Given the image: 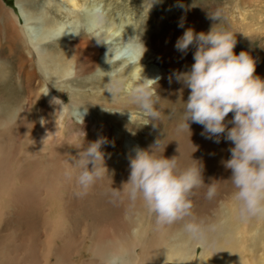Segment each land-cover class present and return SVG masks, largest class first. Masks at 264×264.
<instances>
[{
    "label": "bare ground",
    "instance_id": "bare-ground-1",
    "mask_svg": "<svg viewBox=\"0 0 264 264\" xmlns=\"http://www.w3.org/2000/svg\"><path fill=\"white\" fill-rule=\"evenodd\" d=\"M67 2L74 12H86L92 4L89 3L87 6L85 3L87 7L82 8L83 6H80L82 4L77 5L73 0H67ZM201 8L206 13L200 19L208 20L215 13L219 14L217 17L220 19H226L227 12L218 3ZM208 13L210 14L209 18ZM19 17L22 24L26 25L28 17L21 9H19ZM205 22L206 24L197 25L193 29L194 32L207 33L209 31L206 29L207 27H214V23ZM54 25L56 26V24ZM92 27L86 28L91 30ZM79 34L78 31H73L66 36L64 42L56 45L61 51L60 58L57 59L56 57V59L58 61L64 59L71 65L70 83L79 89L86 88V90L78 91L72 88L73 90H70L68 96L70 105L62 106L55 112L57 119L61 120L68 112L67 110L73 117H75L74 111L77 107H87L85 108L87 111L83 116V122L79 123L80 131L74 130L73 133H70V139H72L73 134H76L75 139L77 141L70 140L69 144L67 142L65 146L59 145L55 147L56 151L55 148L53 151L78 159L80 151H83L96 139L104 137L107 142L101 145L100 151L103 153L106 175H101L88 191L81 195L75 174L71 176L66 174L70 165L74 163L73 158L70 159L71 163H67L65 169H58L62 173L60 171L54 172V170L52 172L51 167L54 164L50 163L49 157L55 156L53 151L47 153L46 156L48 157L40 158L43 162L39 165L33 162L34 155L28 156L26 152L28 157H25L30 160L27 168H23V177L22 175L21 177L25 179L23 183L27 180L28 185L25 188L22 187V190L17 187L19 190H16L14 192L16 194L11 196L13 206H18H15L16 211H14V207L12 209L14 212H9L11 216L3 221L0 232H4L5 235L9 234L11 238L8 241H12L14 233L18 231L17 234L20 236L14 237V243L28 245L29 250L23 249L26 262L27 257L34 254L43 237V242L51 244L52 238L57 233L47 235L48 231L51 228L62 226L65 230L60 236H56L60 246L51 250V252L54 251L58 260H61V257L79 255L84 251L83 245L88 242H100L105 247L98 250L97 255L108 264L109 260L114 257L120 258L123 264H137L139 259L141 260L140 264H160L164 260L172 264H181L192 257L198 249H200V256L217 262L230 261L232 263V258L242 253L245 256L248 253L249 257L241 260L242 264H248V262L255 260L257 251H261L263 255L257 256V258L261 261L260 264H264V216H253L241 221L237 215L238 202L233 198L235 189L229 180L231 170L226 169L221 163L222 160L229 158L228 148L231 146V141L224 140L223 134H221L219 143L214 142L213 139L205 138L207 134L201 135L203 126L194 122H189L190 134L187 129L179 127L185 111L183 102L187 100L190 90L178 82L173 73L174 71L188 70L194 62L192 54L195 47L190 45L186 52H181L175 58L174 65L171 66L172 70L170 69L171 72L167 77L152 65L156 55L147 41H141L145 48L141 56L142 49L135 47L138 44V40L135 39L136 36L132 38L128 36L117 37L116 44H113L109 43L110 40L97 37L96 34L87 33L96 39L95 42L89 39L85 40ZM46 35L41 37V40H48ZM2 36L3 40H1ZM30 39L32 38L30 37ZM14 44L19 48H15ZM237 45L235 44L233 49L236 54L242 50ZM25 47V41L15 31L14 27L7 24L0 25V78L3 75V65L9 63L12 58L16 76L22 80V82L17 80L18 86L14 85L16 83L11 80L4 83L0 81V134L5 132L9 134L7 131L13 129V125L11 129L10 124L12 117L16 115L15 118L19 120L23 117L19 115V112L25 115V109L18 110L21 106L19 105L21 100L27 102L29 100L27 111H30L35 102L38 103V100L44 101L38 103L39 107H44V105L55 107L54 98L42 84L43 81L37 80L38 74L36 75V71L42 72L45 68V61L48 60L47 54L44 50H39L37 46L32 45V51L36 55V64H34L31 63L29 57L23 55ZM55 62L57 61L55 60ZM55 68L54 74L58 75L61 68L57 66ZM43 73V79H45L46 69L43 70ZM112 73L116 74L123 85L118 94L110 92L109 81L112 78ZM254 74L264 78L257 66ZM140 75L149 79L159 77L156 85H153L156 87L158 95L154 97L156 100L154 107L159 112V118L152 119L148 116L146 119L148 122L144 125L145 128L141 127L143 126L141 120L147 115L134 102L128 92V88L138 82ZM71 106L74 107L69 109ZM231 117L232 113L230 112L226 119H231ZM19 128L22 129L21 126ZM96 128L99 130L96 131ZM81 129L86 130H84V137ZM68 131L72 132L70 129ZM140 132L145 136L142 137ZM64 137L67 136L64 134ZM157 139L161 144L160 151H163L164 157L177 156L178 163L182 167L193 163L191 158L201 161L203 163V182L216 185V192L212 198L206 197L207 185L193 189L190 194L192 216L185 217L183 220L170 225H158L154 213L149 211L142 199H137L134 202L129 200L127 186L123 185L129 176V157L135 155V148L148 149ZM6 152L4 144H0V193H5L8 188L9 171L6 164L14 158L12 152ZM20 153L22 152L20 151ZM61 159L60 161H62ZM25 162L23 161L24 164ZM19 164L22 163L17 165ZM24 164L23 166H25ZM20 165L14 169L15 171L13 170V175L17 172L16 175L20 176ZM54 177L61 182L56 185L57 187L53 186ZM35 178L39 181L34 186L32 181ZM114 189L118 190V195L113 194ZM223 199L228 201L223 202ZM228 205L231 208H227ZM192 218L203 222L205 225L216 226L214 231L208 233V239L214 241V246H203L184 232L183 224ZM260 231L262 233L258 235ZM234 234H239L240 238L236 236L239 238L236 239ZM0 238V245H5L4 242L7 239L2 237V234ZM118 244H125L130 248L119 249ZM133 247H137L138 250ZM196 247L197 250H195ZM19 250L22 249L15 251ZM8 263L10 264L9 261Z\"/></svg>",
    "mask_w": 264,
    "mask_h": 264
},
{
    "label": "rangeland",
    "instance_id": "rangeland-1",
    "mask_svg": "<svg viewBox=\"0 0 264 264\" xmlns=\"http://www.w3.org/2000/svg\"><path fill=\"white\" fill-rule=\"evenodd\" d=\"M66 1L67 0H0V25L2 26L7 24L14 27L15 31H17L22 37L26 44V47L23 49V55L29 57L31 59V63L36 64V55L32 51V45L37 46L39 50H44L47 54L48 60L45 61V68L43 69L44 71L46 69L45 79H43V70L42 72L36 71V75L38 74L37 80L43 81L42 84L49 90L50 94L54 98L53 103L55 102V107H46L45 105L44 107H39L38 103H43L44 101L42 102V100H38V103L35 102L31 110L27 111L29 100L28 102L26 100H21V102H19V105L21 106H19L18 110L25 109V115H22V113L19 112V115L23 116L19 120L15 118L16 115L12 117L13 119L11 120L12 122L10 121V124L11 129L13 125V129L7 131L9 134L6 132L0 134V144H4V149L6 148L7 151L6 153L12 152L11 154L14 157L6 164V168H8L9 171V176L7 177L8 188L6 189L5 193H0V221L2 220L0 222V230H2L3 221L6 218H9V216H11L10 213L16 211V207L18 206H13V203L11 202V196L16 194L14 193L16 190H22L28 185L27 180L23 183V180L25 179H22V172L24 171L23 168H27L30 160L27 157L29 155H34L32 160L39 165L43 162V156H46L48 152L53 151L55 147L59 145L65 146L67 145V142L69 144L70 140L73 139L77 141L75 139L77 135L73 134L72 139H70V133H73L74 130L80 131V128L78 127L80 126L79 123H82V121L71 116L69 114V110H67L68 112L64 115L65 117L63 116L61 120H58L57 114L55 112L58 108H62V106L70 105L68 100L70 90H86V88L79 89L77 86L70 83L69 78H71L72 75L71 65L64 59L59 61L57 60L60 58L61 51L56 47V45L64 42L66 40V36L71 32L78 31L81 37H84L85 40L89 39L92 42L96 41L93 36L91 37V35L95 34L101 39L103 38L110 40L111 42L109 43L113 44H116L117 37L122 36H128L130 38L136 36L135 39L140 42L147 41L152 46L156 55L154 56V62L152 65L156 67L157 71L160 70L164 76H167L172 70L175 58L181 53V51L174 47L177 38L183 34L185 29H194L197 27V25L206 24L205 21H208L214 23V28L219 27L229 31L232 30L231 32H233L234 36H236L235 39L236 44H238L237 46L248 52L255 59L257 68L260 69V72L264 76V0H162V2L152 4L150 8L148 0H73L77 5L82 4L80 5L81 7L83 6L82 8H85L89 5V3H92L90 6L91 8H89L86 12H74L73 8L70 7ZM85 3H87V6ZM214 3H218L224 8V10L227 12L225 17L226 19L223 18L224 21L219 17H217V20H213L211 18L208 20L200 19V17L206 13L201 7H209ZM19 9H21L22 12L28 17L26 25L22 24V21L19 17ZM98 14L100 16L99 21H97ZM209 16L210 14L208 13V18ZM54 24L59 26L56 27ZM89 26H93L91 30L87 29ZM210 28L211 27H207L206 29L210 30ZM88 32L92 34L87 35ZM45 35L48 36L49 39L41 40V37ZM30 37L32 39H30ZM3 39L4 38L2 36L1 40ZM14 46H16L15 48H19L16 44H14ZM55 60L57 62H55ZM3 66L2 73L4 76H1L0 81L4 83L8 80H11L12 82L16 83L14 85L18 86V81L22 82V80L18 79L16 76L13 59L11 58L9 63L4 64ZM55 66L61 68L58 75L54 74V70L56 69ZM11 105L14 106L13 104ZM73 107L74 106H71L69 109ZM146 119H148V115L142 117L141 124L143 126L141 127L143 128H145L144 125L148 122ZM18 125L21 126L22 129H20ZM67 128L72 132H69ZM97 129L98 128H96V131ZM84 130L82 129V131L85 133L86 130ZM142 133L141 135L144 137L145 135ZM64 134L67 137H64ZM20 151L22 153H20ZM26 152L28 153V156ZM53 154L55 156L49 157L50 163L54 164L51 167L52 172L53 170L55 172L65 169L66 166L71 163L70 159L73 158L70 155L67 156L61 153L57 154L54 151ZM60 159L62 161H60ZM67 159H69L68 162H66ZM73 159L75 160V158ZM23 161H26L25 164ZM15 163H22L21 165L19 164L21 169L19 173L20 176L16 175L17 172L15 175H13L15 171L14 169H17L19 166L17 164L15 165ZM23 164L26 167L23 166ZM60 173L62 172L60 171ZM38 181L39 179H33V185H37ZM60 183L61 182L54 177L53 186L55 187ZM225 200L223 199L222 201L225 202ZM14 207L15 209L13 211L12 209ZM227 208H231L230 205H228ZM64 230L65 229L62 226L54 227L48 231L47 235H55L57 233L56 236H60ZM3 233L4 232H0V235L2 234V237L4 236V238L7 240L4 242L5 239L2 238L4 239L3 242L6 246L0 245V264H9L8 261L10 264H108L104 259L99 258L97 255V251L105 247V245L101 244L100 242H88L84 244V251H82L79 255H70L67 258L61 257V260L56 259V254L54 251L51 252L53 248L60 246L56 236L52 238L53 240L51 244L43 242V237L41 239V243L38 244L39 249L36 248L34 254L27 257L26 262L25 252L23 249L29 250L28 245H18L14 243V237L18 238L20 236L17 234L18 231L14 233L12 241H8V239L11 238L9 234L5 235L4 233L3 235ZM261 233L262 231H260L258 235ZM238 235L239 234H234V237L236 238ZM238 237L236 239L240 238ZM118 248L126 249L130 248V246L118 244ZM133 248L136 249L137 247ZM16 249L22 250L15 251ZM46 249H49V252ZM195 250H197V247ZM253 250L255 251V249ZM199 253L200 249H198L192 257L186 259V261L181 264H205V262L206 264H242L241 260L245 259V257H249L248 253L245 256L244 253H242L239 256L232 258V263L230 261L217 262L214 260L210 261V259H207V257L202 255L200 256ZM262 255L263 254L261 251H257L256 256L254 257L255 260L252 262L254 264H260L261 261H259L257 256ZM203 261L205 262L203 263ZM140 262L141 260L139 259L137 264H140ZM252 262H248V264H251ZM160 264L172 263L164 260Z\"/></svg>",
    "mask_w": 264,
    "mask_h": 264
},
{
    "label": "clouds",
    "instance_id": "clouds-1",
    "mask_svg": "<svg viewBox=\"0 0 264 264\" xmlns=\"http://www.w3.org/2000/svg\"><path fill=\"white\" fill-rule=\"evenodd\" d=\"M159 2L162 0H148L149 8ZM218 15L215 13L210 18L216 20ZM235 44L234 33L229 30L212 26L205 33L187 28L177 38L174 47L186 52L193 45L194 62L187 71H174L173 75L190 90L183 102L185 111L179 127L187 129L190 134L189 122H194L203 126L201 135L207 134L205 138L219 143L223 134L224 140L231 141L229 158L221 163L231 170L229 180L235 189L233 198L238 202L237 215L241 220H247L264 216V79L254 74L256 61L248 52L234 53ZM135 47L142 49V56L143 44L138 41ZM111 75L110 92L118 94L122 82L115 73ZM158 79L140 75L138 82L128 88L134 102L152 119L159 118L154 107V97L158 95L153 87ZM86 111L85 108H76L74 116L83 122ZM230 112L231 119H226ZM82 134L84 137L83 131ZM106 142L104 137L91 142L78 153V159L66 173L69 176L75 174L81 195L101 175H106L100 151ZM160 149L159 139L148 149L135 148V155L129 157V176L123 185L127 186L129 200L142 199L154 213L158 225H170L192 216L190 194L193 189L207 185L206 197L212 198L216 185L203 182L201 161L191 158L193 163L182 167L177 156L166 158ZM113 194L118 195V190L114 189ZM215 228V225H205L195 218L183 224L184 232L191 239L208 247L214 246L208 233ZM109 264H123V261L114 257Z\"/></svg>",
    "mask_w": 264,
    "mask_h": 264
}]
</instances>
